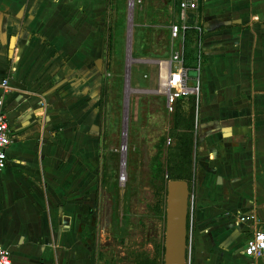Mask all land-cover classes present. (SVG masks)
I'll use <instances>...</instances> for the list:
<instances>
[{
	"label": "crops",
	"instance_id": "1",
	"mask_svg": "<svg viewBox=\"0 0 264 264\" xmlns=\"http://www.w3.org/2000/svg\"><path fill=\"white\" fill-rule=\"evenodd\" d=\"M105 1L0 0V100L13 139L0 245L12 264H95L84 234L101 155ZM201 12L206 178L198 172L192 264H264L244 255L264 228V0H205ZM253 213L258 226L238 220Z\"/></svg>",
	"mask_w": 264,
	"mask_h": 264
},
{
	"label": "rangeland",
	"instance_id": "2",
	"mask_svg": "<svg viewBox=\"0 0 264 264\" xmlns=\"http://www.w3.org/2000/svg\"><path fill=\"white\" fill-rule=\"evenodd\" d=\"M175 3L105 1L100 56L101 155L93 217L84 234L95 264H138L147 257L164 264L166 196L161 193V176L166 170V150L175 145V139L171 136L174 117L166 109L165 97L157 93V61L170 54L169 29L176 21ZM129 58L132 63L127 81ZM199 153L198 142L196 174L203 178ZM189 183L195 208L198 180ZM193 253L188 221L186 264H192Z\"/></svg>",
	"mask_w": 264,
	"mask_h": 264
},
{
	"label": "built area",
	"instance_id": "3",
	"mask_svg": "<svg viewBox=\"0 0 264 264\" xmlns=\"http://www.w3.org/2000/svg\"><path fill=\"white\" fill-rule=\"evenodd\" d=\"M205 0H176V21L170 26V54L167 59L157 61L159 68V88L157 93L165 97L166 109L173 114L177 100L193 98L196 104L197 118L202 99V69L205 58V31L201 7ZM195 22V23H194ZM192 34L194 62L187 64V40ZM8 79L2 81V88L9 91ZM4 102L0 100V172L8 163V148L13 143ZM198 120H196L197 133ZM170 144V141L168 142ZM194 197L189 203V222L192 226ZM242 224L258 226V218L253 214L240 215ZM244 255L251 259H264V228L255 230L248 240ZM11 252L0 245V264H12ZM190 264V261H189Z\"/></svg>",
	"mask_w": 264,
	"mask_h": 264
},
{
	"label": "trees",
	"instance_id": "4",
	"mask_svg": "<svg viewBox=\"0 0 264 264\" xmlns=\"http://www.w3.org/2000/svg\"><path fill=\"white\" fill-rule=\"evenodd\" d=\"M176 5V3H175ZM192 34L187 40V64L194 62V49ZM173 128L171 136L175 139V145L166 150V170L161 176V190L163 197L166 196L167 183L171 180L196 181L197 165L195 162V146L199 138L196 133L197 111L193 98L177 100ZM165 142L166 140H162ZM138 264H159L158 259L145 258Z\"/></svg>",
	"mask_w": 264,
	"mask_h": 264
},
{
	"label": "water",
	"instance_id": "5",
	"mask_svg": "<svg viewBox=\"0 0 264 264\" xmlns=\"http://www.w3.org/2000/svg\"><path fill=\"white\" fill-rule=\"evenodd\" d=\"M128 66L127 81L130 78ZM128 95V94H127ZM128 104L126 98L124 135L127 134ZM126 142V140H125ZM190 183L186 180H171L166 188V233L164 264H186Z\"/></svg>",
	"mask_w": 264,
	"mask_h": 264
},
{
	"label": "bare ground",
	"instance_id": "6",
	"mask_svg": "<svg viewBox=\"0 0 264 264\" xmlns=\"http://www.w3.org/2000/svg\"><path fill=\"white\" fill-rule=\"evenodd\" d=\"M129 59H131V58H129ZM132 60V59H131ZM132 63V61H129V64H131Z\"/></svg>",
	"mask_w": 264,
	"mask_h": 264
}]
</instances>
